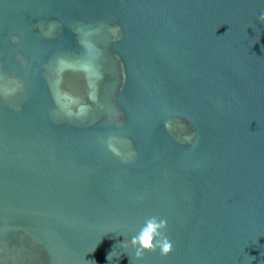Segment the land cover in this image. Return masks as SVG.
<instances>
[{
    "label": "water",
    "instance_id": "95a60500",
    "mask_svg": "<svg viewBox=\"0 0 264 264\" xmlns=\"http://www.w3.org/2000/svg\"><path fill=\"white\" fill-rule=\"evenodd\" d=\"M262 13L0 0V264H264Z\"/></svg>",
    "mask_w": 264,
    "mask_h": 264
},
{
    "label": "clouds",
    "instance_id": "9594fccd",
    "mask_svg": "<svg viewBox=\"0 0 264 264\" xmlns=\"http://www.w3.org/2000/svg\"><path fill=\"white\" fill-rule=\"evenodd\" d=\"M264 16V13L261 14ZM165 222L155 217L149 218L139 233L131 237V243L136 248L135 255L143 257L146 251L159 248L163 254L173 250V243L164 232ZM112 252L108 254V259ZM132 262V261H131Z\"/></svg>",
    "mask_w": 264,
    "mask_h": 264
}]
</instances>
